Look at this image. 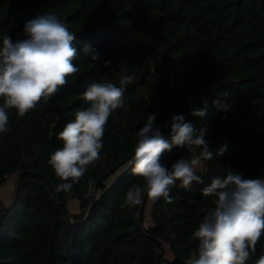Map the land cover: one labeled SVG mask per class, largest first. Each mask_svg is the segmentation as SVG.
I'll use <instances>...</instances> for the list:
<instances>
[{
    "label": "trees",
    "instance_id": "obj_1",
    "mask_svg": "<svg viewBox=\"0 0 264 264\" xmlns=\"http://www.w3.org/2000/svg\"><path fill=\"white\" fill-rule=\"evenodd\" d=\"M46 13L76 36L79 72L25 116L8 110L0 186L22 176L8 209L0 203V264H184L197 254L192 233L214 207L203 189L229 171L264 179V0H0V46L4 36L23 40L25 23ZM85 44L99 60L81 52ZM122 74L135 80L108 120L100 160L70 192H57L64 181L48 160L63 146L59 133L89 107L81 95L89 84L109 78L120 86ZM205 107L206 121L191 114ZM149 114L162 134L173 115L206 123L213 159L203 161L202 183L172 188L171 203L155 200L146 224V202L141 216V205H120L132 185L145 184L127 161ZM181 158H192L187 147H173L161 160L171 168ZM71 199L80 211L69 210ZM165 242L176 249L172 259ZM261 254L264 236L247 264Z\"/></svg>",
    "mask_w": 264,
    "mask_h": 264
},
{
    "label": "clouds",
    "instance_id": "obj_2",
    "mask_svg": "<svg viewBox=\"0 0 264 264\" xmlns=\"http://www.w3.org/2000/svg\"><path fill=\"white\" fill-rule=\"evenodd\" d=\"M25 38L13 41L4 36L0 46V133H7L8 110L15 109L23 117L43 100L47 101L68 84V77L79 72L74 64L78 50L76 36L55 13H46L25 23ZM81 52L96 61L100 55L85 44ZM108 62L105 61V66ZM132 75H121L120 86L109 78L89 84L81 94L89 107L75 114L59 133L63 146L48 160L57 177L64 183L57 192H70L79 183L90 165L101 158L103 137L109 118L123 106L125 85L133 83ZM214 106L226 109L220 101ZM193 116L207 120V107L194 109ZM149 114L144 126L136 132L138 142L133 157L127 161L134 175L143 178L144 186L132 185L125 193L122 208H133L148 196L154 201L163 198L172 202L171 189H188L193 182L202 183L203 161L213 159L205 136L207 124L197 127L186 122L183 114L173 115L170 139H165ZM173 147H187L192 158L179 159L166 167L162 156ZM195 149H199L197 154ZM226 146L216 153L223 155ZM178 182V183H177ZM203 195L214 197L213 208L206 210L192 239L198 241L197 254L186 264H247L264 236V179L244 178L242 173L229 171L225 177L214 178ZM255 264H264L261 254Z\"/></svg>",
    "mask_w": 264,
    "mask_h": 264
},
{
    "label": "rangeland",
    "instance_id": "obj_3",
    "mask_svg": "<svg viewBox=\"0 0 264 264\" xmlns=\"http://www.w3.org/2000/svg\"><path fill=\"white\" fill-rule=\"evenodd\" d=\"M163 136L165 138H170V131H167V132L163 133ZM202 163L204 165V162H202ZM202 173H198V174L201 175ZM14 175H16V174H14ZM1 190H3V187H0V191ZM92 194L94 195V193H92ZM8 195H9V197L8 198H3V201L4 202L6 201L7 205L9 206L12 203L13 199H14V194L12 195L11 193H9ZM11 195H12V197H11ZM153 202H154V200L152 198H150V197L146 201V206H145V215H146V221L145 222H146V224H149V223L152 222V219H151V216H150V210H151ZM68 208H69V210L71 212L80 211L79 201L77 199H71L69 201V203H68ZM164 245H165V251H166L167 258L172 259L174 257L173 250L171 249L170 245L167 242H165Z\"/></svg>",
    "mask_w": 264,
    "mask_h": 264
},
{
    "label": "crops",
    "instance_id": "obj_4",
    "mask_svg": "<svg viewBox=\"0 0 264 264\" xmlns=\"http://www.w3.org/2000/svg\"><path fill=\"white\" fill-rule=\"evenodd\" d=\"M16 181H17L16 175H11L8 178V180L5 182V184L0 186V187H3V190L0 191V203L1 204L7 205L6 201L5 202L3 201V198H8L9 193H11L12 195L14 194L15 187H16ZM12 195H11V197H12ZM150 212H151V210H150Z\"/></svg>",
    "mask_w": 264,
    "mask_h": 264
},
{
    "label": "water",
    "instance_id": "obj_5",
    "mask_svg": "<svg viewBox=\"0 0 264 264\" xmlns=\"http://www.w3.org/2000/svg\"><path fill=\"white\" fill-rule=\"evenodd\" d=\"M21 176H22V174H20L19 176H18V174H16V177H17V184H16V188H15V192H14V197H15L16 194L19 192V188H20V178H21ZM146 198H147V196H145V197L143 198V203H142L141 206H140V210H139V215H140V216L142 215V211H143V207H144L145 202H146ZM8 207H9L8 205H4V208H5V209H8ZM171 246H172L173 250H176L175 247H174L173 245H171ZM187 261H188V260L182 259V262H183L184 264H186Z\"/></svg>",
    "mask_w": 264,
    "mask_h": 264
},
{
    "label": "built area",
    "instance_id": "obj_6",
    "mask_svg": "<svg viewBox=\"0 0 264 264\" xmlns=\"http://www.w3.org/2000/svg\"><path fill=\"white\" fill-rule=\"evenodd\" d=\"M178 183V182H177Z\"/></svg>",
    "mask_w": 264,
    "mask_h": 264
}]
</instances>
